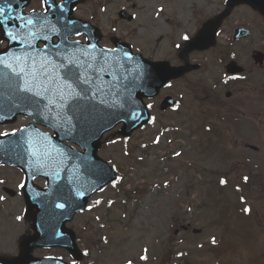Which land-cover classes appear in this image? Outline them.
I'll use <instances>...</instances> for the list:
<instances>
[{"label":"rangeland","instance_id":"374dc122","mask_svg":"<svg viewBox=\"0 0 264 264\" xmlns=\"http://www.w3.org/2000/svg\"><path fill=\"white\" fill-rule=\"evenodd\" d=\"M210 1L217 9L226 0ZM135 3L139 15L156 14L150 12L151 0H135ZM249 23L253 25V34L237 55L247 70L248 82V89L239 93L242 105L237 108L244 116L240 126L233 124L234 111L224 110L223 115H215L207 110L213 99L205 104L199 103L203 98L195 99L196 94H204L199 86L213 89L217 85L220 68L208 64L210 71L194 73L167 89L168 94L179 99L178 111L160 113L153 101L155 123L134 133L127 142L119 138L117 129L104 136L99 156L118 171V177L122 178L121 190L118 192L113 185L103 189L90 200L86 212L70 224L77 235V245L87 252L83 264H128L129 261L131 264H183L177 255L183 252L190 253V264H264V96L251 94L255 89L264 91V71L250 72L251 49L256 46L264 52V21L258 16L254 18L248 9L239 8L228 20L223 38L231 34L236 24ZM259 24L263 26V42ZM24 123L21 120L1 128L0 132L12 131ZM228 124H232L241 144L256 146L258 153L230 152L231 156L225 159L218 152L203 154L205 134L226 135ZM226 136L232 140L231 134ZM157 137L159 143H153ZM223 139L224 136H218L219 142ZM245 175L251 184L245 196L254 215L246 219L244 235L238 233L224 239L223 231L237 221L233 215L223 218L221 211L235 205L238 197L233 186ZM21 176L17 170L0 169V196L4 197L0 200L1 256H9L17 241L30 233L23 217L22 198L9 199L1 190L2 186L18 190ZM222 178L232 189L218 194L212 184ZM36 184L43 187L44 182L38 180ZM254 222L259 225L258 230ZM186 227L188 230L184 232ZM192 230H201V234L194 235ZM53 255L66 260L63 252L56 250Z\"/></svg>","mask_w":264,"mask_h":264},{"label":"snow or ice","instance_id":"6c2138e0","mask_svg":"<svg viewBox=\"0 0 264 264\" xmlns=\"http://www.w3.org/2000/svg\"><path fill=\"white\" fill-rule=\"evenodd\" d=\"M48 0H42V3L47 4ZM54 3V0H53ZM59 8L61 17L63 16L64 8L62 5L57 6ZM48 7L44 8V12H48ZM5 8L0 7V17H4ZM24 20V17H20ZM60 17H57L59 21ZM71 24V22H68ZM6 25L5 19H0V26ZM26 26L36 27L39 25L43 29H50V31L57 36L60 34V30L51 24L48 17H37L35 20L28 18L25 21ZM72 30L64 32L61 43L53 44L52 51H48V45H45L44 55L41 58L30 55H8L7 51L0 53V86L8 90L11 97H15L18 100L17 103H13L14 107L30 108L29 115L35 113L38 117L45 120L54 119L59 120L61 124H67L68 133L74 131L75 125L72 123L73 117L77 120H87L91 115L89 105L95 107L91 102L98 100L99 104L106 105L109 108H123L125 104L135 105V101L130 99V94L124 96L123 101L119 99L122 93L112 87L105 90L103 85L98 84L97 81L103 80L105 76H113V69L120 67L119 61L115 58L117 49H101L98 57H92L91 54H85L86 59L81 60V57L69 58L62 55L63 51H66V45H68V35ZM11 42L24 43L18 41L19 34L5 33ZM76 35H80L79 30H75ZM32 40L37 38L36 33H30ZM43 39L50 41L49 35H44ZM184 40H188L189 37L185 35ZM2 43V41H0ZM79 44V41L75 42ZM28 47H33L31 41H28ZM92 50L96 49V45H90ZM179 47V45H177ZM107 53L114 54V57L109 61ZM126 60H131L132 57L128 52L123 54ZM7 57V58H6ZM54 57L55 59H50ZM139 67V66H138ZM115 80L123 79L120 73H115ZM236 79V77H233ZM226 82V81H225ZM129 86L124 85V92H128ZM4 95V93H0ZM103 97V98H101ZM111 97V99H108ZM87 101L89 104L82 102ZM151 108L152 105H148ZM53 110L56 111V116H52ZM71 113L69 115L68 113ZM128 117L132 121L140 120L142 113L138 108L128 112ZM0 119L4 117L0 116ZM149 123H155V117L148 119ZM25 129H14L12 132L2 131L0 137L15 136L17 132H24ZM23 139V138H22ZM24 143L27 145L28 155L35 161L39 162L45 155L42 147L38 141L31 137L24 139ZM153 143H159V137L153 141ZM146 147V145L144 146ZM180 155V153H176ZM107 175V173H105ZM122 179L121 177L113 180V186ZM245 181L248 177L244 178ZM227 181L225 179L220 180V184L224 185ZM19 187L24 188L25 184L22 182ZM83 196V192L78 193ZM4 197L0 196V200ZM243 199V198H242ZM99 204L100 201H96ZM56 208L63 209L64 203H57ZM90 210V209H89ZM244 213L249 214L252 209L245 207ZM20 219V217H17ZM213 243H216L213 238ZM143 259V257H142ZM131 264V261L128 262Z\"/></svg>","mask_w":264,"mask_h":264},{"label":"water","instance_id":"95a60500","mask_svg":"<svg viewBox=\"0 0 264 264\" xmlns=\"http://www.w3.org/2000/svg\"><path fill=\"white\" fill-rule=\"evenodd\" d=\"M241 3H247L251 5L253 8L258 9L264 15V0H230L228 10L225 14H227L234 5ZM218 23L219 21L217 20L215 24L218 25ZM116 72L117 69H113V76H105V78L106 81L109 83L108 88L112 87L121 92L120 88L117 86L116 80L114 79ZM143 73L144 72L139 71V74L135 75H137V77L143 78V75H141ZM121 93L122 95L119 97L121 102L123 101L124 96H128L130 94V99L135 101V105L125 104L123 108H110L111 116L109 120L105 121L104 125H102V128H100L98 134L101 133L104 129L106 130L111 128L118 121H123L125 125L121 133L123 135H129L133 129H135L146 121V113H144V110L138 101L140 100L141 95L134 96L133 93L129 91L127 93ZM21 108L22 111L26 113H29L31 111L30 108H25L22 105ZM135 108H138L139 111L142 113V118L140 120L132 121L131 119H129L127 114L129 111L134 110ZM54 111L55 110H53L52 113H54ZM16 112L18 111L11 112L10 115L13 116ZM68 114L70 115V112ZM32 115L35 116V118L38 120H42L48 124H51L45 119L38 117L35 113H33ZM55 116L56 111L54 117ZM2 121L3 119H0V122ZM53 122L52 125L54 126L57 125L62 127L67 125H62L59 120L53 119ZM56 140L59 141V138L57 137ZM6 145L15 146L16 143L11 141L7 142L0 140V150ZM24 148L25 149L21 151L20 155H25V153L27 152V145H24ZM95 149L96 148L94 146L93 149H91L90 151L94 152ZM29 158L30 156L27 154L26 160L23 162L22 166L23 169H25L27 172H29L31 168L29 165ZM85 159L86 158L84 157L71 156L66 153H62L60 156H55L51 158V161L60 163L62 165H67L68 163H71L72 172H63L57 176H49V174L45 172L46 179L48 181L47 190H33L34 193H31L29 195L26 194L25 198L29 210L38 209V204L49 207L41 209L39 210V212L37 211L33 219V230L35 232V235L32 238L26 240V247H22L24 253L21 255L20 259L12 263H7L0 259V264H17L21 261L26 262L27 260H30L28 257V252L34 247L60 246L65 247L70 251L73 250V243L70 245L67 243L66 239L63 240V236L66 231L63 229L62 225L66 220L70 219L75 212L81 211L84 208L86 198L90 196L91 193L99 187V184H96V182L100 180L97 179L96 176H94V172L91 170V168L84 163ZM13 160H19V157H4L0 153V162H8ZM44 163V160H42L43 169H45L43 167ZM112 178L113 176L111 175L108 181ZM80 192H83V196L78 195V193ZM57 203H64L65 207L63 209L56 208L55 205ZM52 264L58 263L52 262Z\"/></svg>","mask_w":264,"mask_h":264},{"label":"flooded vegetation","instance_id":"af4514ba","mask_svg":"<svg viewBox=\"0 0 264 264\" xmlns=\"http://www.w3.org/2000/svg\"><path fill=\"white\" fill-rule=\"evenodd\" d=\"M57 3H59L61 0H55ZM112 6V2H108L106 5L107 8ZM98 8V11L94 10V6L87 7V2L83 5H79L75 8L73 15L80 17V18H89L90 21L93 23L94 26L100 27L105 22L108 21V14L107 11H104L103 4L98 3L96 5ZM18 9V15L21 17H26L33 14H38L40 12H44V3H42V0H18L17 4ZM171 21L167 22L168 30L165 31V34L171 35L170 37H167L166 42L167 46H170V48H181L185 47V45L190 41V39L194 36L198 29H199V19L198 17L191 16L187 17L184 16L180 18L179 16H173L171 17ZM181 31L182 35L180 37H177L178 32ZM187 32L186 34H183ZM187 35L189 37L188 40H184L183 37ZM192 35V36H190ZM78 41H85V37H80L77 39ZM179 45V47H177ZM179 52L175 56L176 62L180 63L179 60ZM181 64V63H180ZM36 255V253H35Z\"/></svg>","mask_w":264,"mask_h":264}]
</instances>
